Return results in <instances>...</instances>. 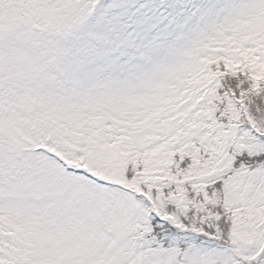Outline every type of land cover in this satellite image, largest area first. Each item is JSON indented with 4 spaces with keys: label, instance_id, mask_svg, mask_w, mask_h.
I'll use <instances>...</instances> for the list:
<instances>
[{
    "label": "snow or ice",
    "instance_id": "snow-or-ice-1",
    "mask_svg": "<svg viewBox=\"0 0 264 264\" xmlns=\"http://www.w3.org/2000/svg\"><path fill=\"white\" fill-rule=\"evenodd\" d=\"M0 264H264V0H0Z\"/></svg>",
    "mask_w": 264,
    "mask_h": 264
}]
</instances>
